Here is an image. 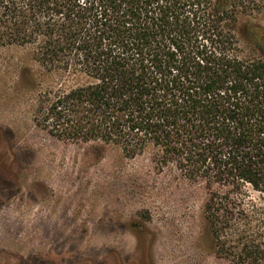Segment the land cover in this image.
Segmentation results:
<instances>
[{"label": "trees", "instance_id": "obj_1", "mask_svg": "<svg viewBox=\"0 0 264 264\" xmlns=\"http://www.w3.org/2000/svg\"><path fill=\"white\" fill-rule=\"evenodd\" d=\"M252 0H0V43L31 45L72 85L40 96L36 121L102 141L209 190L206 219L237 264H264V23Z\"/></svg>", "mask_w": 264, "mask_h": 264}, {"label": "rangeland", "instance_id": "obj_2", "mask_svg": "<svg viewBox=\"0 0 264 264\" xmlns=\"http://www.w3.org/2000/svg\"><path fill=\"white\" fill-rule=\"evenodd\" d=\"M242 13L264 23V0ZM72 85L31 45L0 43V264H237L206 219L209 190L155 151L63 139L36 121L40 96ZM264 209V196L249 191Z\"/></svg>", "mask_w": 264, "mask_h": 264}]
</instances>
